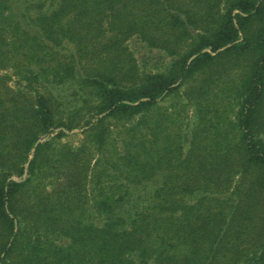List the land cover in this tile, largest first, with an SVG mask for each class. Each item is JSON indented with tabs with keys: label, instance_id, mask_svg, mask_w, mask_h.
<instances>
[{
	"label": "trees",
	"instance_id": "1",
	"mask_svg": "<svg viewBox=\"0 0 264 264\" xmlns=\"http://www.w3.org/2000/svg\"><path fill=\"white\" fill-rule=\"evenodd\" d=\"M0 264H264V0H0Z\"/></svg>",
	"mask_w": 264,
	"mask_h": 264
}]
</instances>
